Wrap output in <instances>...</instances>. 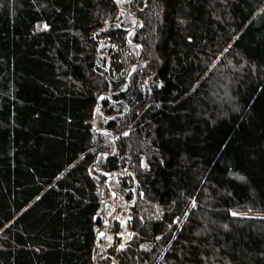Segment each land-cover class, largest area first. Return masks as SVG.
<instances>
[{"label": "trees", "instance_id": "trees-1", "mask_svg": "<svg viewBox=\"0 0 264 264\" xmlns=\"http://www.w3.org/2000/svg\"><path fill=\"white\" fill-rule=\"evenodd\" d=\"M0 264H264V0H0Z\"/></svg>", "mask_w": 264, "mask_h": 264}, {"label": "rangeland", "instance_id": "rangeland-1", "mask_svg": "<svg viewBox=\"0 0 264 264\" xmlns=\"http://www.w3.org/2000/svg\"><path fill=\"white\" fill-rule=\"evenodd\" d=\"M136 24H137V20H136ZM107 224H108V222L105 221L104 225L101 226V228L99 230V233H98L99 234V237H102L106 233V231H107Z\"/></svg>", "mask_w": 264, "mask_h": 264}]
</instances>
